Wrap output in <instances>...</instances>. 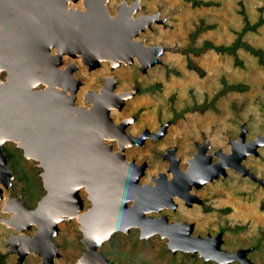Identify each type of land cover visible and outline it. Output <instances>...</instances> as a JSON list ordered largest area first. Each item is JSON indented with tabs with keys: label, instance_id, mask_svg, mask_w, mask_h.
Returning a JSON list of instances; mask_svg holds the SVG:
<instances>
[{
	"label": "rangeland",
	"instance_id": "1",
	"mask_svg": "<svg viewBox=\"0 0 264 264\" xmlns=\"http://www.w3.org/2000/svg\"><path fill=\"white\" fill-rule=\"evenodd\" d=\"M122 1L130 5L132 0H106L109 13H116ZM70 5L83 8L82 0ZM153 13L159 21H152L135 37L163 48L157 56L159 61L146 69L140 68L135 57L132 63L120 61L115 67H111L109 59L101 60L99 66L88 69L79 56L62 55L59 65L63 69L72 61L76 64L73 73L81 83L75 104L89 106L84 93L88 89L98 90L103 86V78L112 76L115 93L131 91L120 108H110L114 122L131 118L125 130L135 136L146 128L155 133L166 125L158 137L147 136L143 143L124 149L127 160L146 161L141 183L150 182L158 171H165L168 162L161 153L168 148L180 157L179 167L186 168V160L194 157L197 145L203 142L209 143L208 152L214 155L213 160H220L217 149L229 153L230 141L238 137L243 127L244 141L264 133V0H138V8L132 14ZM246 23L251 27L241 39L251 48L240 45L232 50H217L203 46L206 41L232 45ZM1 73L5 77V71ZM238 84L242 87L230 88ZM110 143L113 149H119L118 140ZM2 148L12 176L8 187L0 185V218L15 214L3 210L8 193L30 207L45 193L38 161L27 158L12 140L5 141ZM242 163L256 180L227 166L225 174L205 181L201 187L193 184L191 193L199 197V202L188 205L176 196L175 209L164 204L160 211L146 214H165L169 221L192 223V235L221 233L220 247L227 251L244 248L251 263L238 259L220 263L205 259L198 251L173 250L166 235L158 231L141 236L143 230L138 226L114 231L98 249L116 264H264V143L256 147V153H246ZM78 193L84 213L91 201L85 187L78 188ZM77 220L63 218L57 223L52 238L58 255L53 264H74L85 254L82 222ZM35 226L23 232L32 235ZM13 233L18 232L0 220V264H43L41 254L33 252L18 262L19 253L9 251L6 243Z\"/></svg>",
	"mask_w": 264,
	"mask_h": 264
},
{
	"label": "water",
	"instance_id": "2",
	"mask_svg": "<svg viewBox=\"0 0 264 264\" xmlns=\"http://www.w3.org/2000/svg\"><path fill=\"white\" fill-rule=\"evenodd\" d=\"M75 1L0 0V181L8 187L12 176L2 143L8 138H18L16 145L23 149L25 156L31 154L40 159L45 188L34 207L18 197L15 201L9 199L18 211L12 218L5 217L10 218L9 222L23 231L30 229L32 223L36 225L32 235L13 233L9 237L14 242L12 245L20 239L25 244L21 245L18 262L33 251L41 254L43 264H53L54 256L58 255L52 238L57 232V223L65 215L72 218L82 207L78 188L84 184L90 192L91 206L81 215L82 241L87 249L90 242L102 264H116L98 249L102 241L110 238L115 229L128 231L130 225L139 223L147 227L140 232L141 236H149L158 227L161 235L168 237V245L173 250L198 251L205 259L220 263L233 259L251 263L244 248L222 249L221 233L192 235V223L169 221L165 214L150 216L146 211H160L162 201L174 207L175 202L171 201L174 193L185 196L186 204L199 202V197L188 191L192 184L201 187L206 180L225 174L226 165L256 180L242 158L249 151L256 153V147L264 143V133L245 143L243 127L238 137L230 141L232 147L228 154L217 149L220 163L218 159L211 163V155L204 154L209 146L207 142L198 145L201 148L187 159L186 168L179 167V157L170 149L161 157L170 161L167 171L171 172V179L166 178L165 171H158L156 178L150 177L152 183H141L139 179L145 172L146 161L125 160L121 148L131 142L143 143L147 136L158 137L166 125L155 133L146 128L136 136L126 134L125 127L131 118L125 117L117 124L109 112L111 107L120 108L131 91L113 93L115 80L105 76L102 87L84 93L89 106L75 104L80 85L73 73L76 64L70 62L63 69L59 65L62 54L67 53L79 56L88 69L99 66L103 58L115 67L121 60L132 63L135 57L144 70L159 61L157 55L163 48L160 44H145L135 37L159 19L154 13L132 17L138 0H132L128 9L119 6L114 14L109 13L106 0H82L83 8L70 5ZM107 79L111 80L108 85ZM40 83L47 85L40 87ZM113 132L128 138L123 141L119 137L120 150L102 141L106 133L110 136ZM25 211L27 218L23 219ZM8 250L11 251L10 245ZM74 264H82V260L77 259Z\"/></svg>",
	"mask_w": 264,
	"mask_h": 264
},
{
	"label": "bare ground",
	"instance_id": "3",
	"mask_svg": "<svg viewBox=\"0 0 264 264\" xmlns=\"http://www.w3.org/2000/svg\"><path fill=\"white\" fill-rule=\"evenodd\" d=\"M83 3V2H82ZM131 5V4H130ZM128 3H126V2H123L120 6H121V8H123V9H128L129 7H131ZM119 8V5L117 6V9ZM131 16L132 17H135L133 14H131ZM129 17H130V15H129ZM62 55H69V54H67V53H63ZM70 56V55H69ZM158 56V55H157ZM106 58H103L102 60H105ZM122 61V60H121ZM157 62V61H156ZM106 82V85H108L109 84V82H111V80L110 79H107V81H105ZM44 84H46V83H44ZM47 85V84H46ZM78 90V89H77ZM114 91V90H113ZM76 93H77V91H76ZM113 93H115V92H113ZM116 94V93H115ZM88 96H86L85 95V100H86V98H87ZM88 99V98H87ZM89 100V99H88ZM87 101V100H86ZM117 108V107H116ZM111 110V109H110ZM117 123V122H116ZM119 123V122H118ZM117 123V124H118ZM126 131V130H125ZM126 134H127V132H125ZM109 134H105V136L102 138V141L103 142H108V143H110V141H112V140H118V142H119V150H120V138L123 140V141H128V138H126V135H119L118 136V134L116 135V133L115 132H113V133H110V136H108ZM120 137V138H119ZM151 137V136H150ZM106 139H108L107 141H106ZM130 139V138H129ZM7 140H12V141H14L15 143H17V141H18V138H16V139H12V138H8V139H6V141ZM5 142V141H4ZM3 142V143H4ZM247 141H245V143H246ZM2 143V144H3ZM132 144H137L136 142H131V143H129V145H132ZM129 145H127L126 147H128ZM242 145V147H245V144L243 143V144H241ZM248 145H250L249 143H248ZM247 145V146H248ZM125 147V148H126ZM125 148H121V151H122V153L124 154V159L126 160L127 158H126V156H125ZM198 148H201V146H199L198 147V145H197V149ZM125 149V150H124ZM208 150H209V146H208V148L204 151V154L205 155H208L209 154V152H208ZM223 150H221V152H222ZM220 152V153H221ZM224 153V152H223ZM248 153H251L250 151L248 152ZM226 154H228V153H226ZM211 155V163H213V154H210ZM193 156H194V154H193ZM27 158H33V159H35L36 157H34L33 155H31V154H28L27 156H26ZM36 160L37 161H40V159L37 157L36 158ZM217 161V160H216ZM218 161H220V160H218ZM215 162V161H214ZM220 163V162H219ZM219 163L217 164V165H219ZM227 166H230V165H226L225 166V168H227ZM211 167H213V166H211ZM235 168V167H234ZM146 170V169H145ZM238 170V169H237ZM213 171V170H212ZM240 172V171H239ZM220 174V173H219ZM214 180V179H213ZM206 181H208V180H206ZM1 184H3V182H1L0 181V185ZM80 187H85L84 186V184L83 185H80L79 186V188ZM192 187H193V184H192V186L190 187V189L188 190L189 191V193H191V189H192ZM89 191H88V195H89ZM176 196H179L180 198H183V200L186 202V198H185V196L183 197V196H181V195H179V193H174L173 194V196H172V200L171 201H174V197H176ZM13 200V201H15L16 199H14V197L13 196H11L10 195V200ZM131 201L133 200L132 198L130 199ZM193 202V201H192ZM162 208H164V204H167V205H171V207H172V204L171 203H166V201H162ZM10 204L11 205H9V207H7L9 210H10V212H15V214H10V216H11V218L12 217H14V216H16V214L18 213V211L16 210V208H15V206H13V203L12 202H10ZM18 204V208L19 209H22V205H20V203H17ZM158 204H160V202L159 203H157V202H155V205H158ZM189 205V204H188ZM5 209V207L3 208V210ZM8 210V211H9ZM81 210H83L82 209V207L80 208V209H78V210H76L74 213H73V215H72V217H77V219L78 220H80L81 222H82V226H83V221H82V218H81V215H82V213H83V211L81 212ZM154 209H151V210H148V211H146V213H148V212H150V211H153ZM4 211H6V210H4ZM8 213V212H7ZM23 213V215H24V218L23 219H26L27 218V214H26V211L25 212H22ZM10 216H8V217H10ZM66 216H68V215H65V219L67 218ZM22 217V216H21ZM9 219L10 218H5V217H3V218H0V220H1V222H6L10 227H12V228H15L16 230H17V234H22V233H24L23 232V230L19 227V226H17V225H13L11 222H9ZM3 220V221H2ZM77 220V221H78ZM169 220V219H168ZM32 225H35V223H32ZM21 226V225H20ZM82 226H80V228H81V230H82ZM130 226H138V227H140V228H142V230L144 231V227L145 228H147L146 227V225L144 224V227L142 226V224L141 223H139V224H137V225H130ZM157 228V229H156ZM154 227V231H152V232H158L159 230H158V227ZM119 229V228H118ZM118 229H115L114 231H116V230H118ZM25 230H27V229H25ZM122 230V229H121ZM142 231V232H143ZM151 232V233H152ZM96 237H98V235H96L95 236V238ZM8 240V245H10L11 246V252L12 251H14V252H17V253H19L20 251H21V245L22 246H25V244H22V242H23V240L22 239H20L19 241H17L16 242V244L15 245H12L14 242H13V240L11 239L10 240V238H8L7 239ZM10 240V241H9ZM20 244V245H19ZM87 244H89L90 245V247L87 249L86 248V251H85V254L81 257V259H79V260H82V264H91L92 262H96V264H101L102 262L101 261H99V259H98V257H97V254H95V252H94V250L91 248V244H90V242L89 243H87ZM30 252H33V251H29L28 253H30ZM27 253V254H28ZM33 253H37V252H33ZM26 254V255H27ZM25 255V256H26Z\"/></svg>",
	"mask_w": 264,
	"mask_h": 264
},
{
	"label": "trees",
	"instance_id": "4",
	"mask_svg": "<svg viewBox=\"0 0 264 264\" xmlns=\"http://www.w3.org/2000/svg\"><path fill=\"white\" fill-rule=\"evenodd\" d=\"M264 20V19H263ZM251 26L250 25H248L247 23H246V25H244L243 26V28L240 30V32H239V34H238V36H237V38H236V40H235V42L232 44V45H228V46H222V45H214V44H212V43H209V42H204V44H203V46H205V47H213L214 49H217V50H224V49H234V48H236V47H238V46H244V47H246V48H251V46L250 45H247V43H245L242 39H241V35L246 31V30H248L249 28H250ZM254 51L255 52H261V51H259V49H254ZM231 87H242V84H238V85H236V86H230V88ZM120 264H124V263H120Z\"/></svg>",
	"mask_w": 264,
	"mask_h": 264
},
{
	"label": "flooded vegetation",
	"instance_id": "5",
	"mask_svg": "<svg viewBox=\"0 0 264 264\" xmlns=\"http://www.w3.org/2000/svg\"><path fill=\"white\" fill-rule=\"evenodd\" d=\"M121 4H122V3H121ZM121 4H120V5H121ZM120 5H119V6H120ZM116 9H117V8H116ZM72 62H73V61H72ZM80 83H81V82H80ZM43 84H44V83H43ZM44 85H45V84H44ZM45 86H46V85H45ZM56 87H58V86H56ZM66 91H67V90H66ZM133 135H134V134H133ZM134 136H135V135H134ZM112 141H113V140H112ZM170 149H172V148H168L167 150H165V151L162 152V153H167ZM197 150H198V149H197ZM162 153H161V154H162ZM209 154H211V153H209ZM174 155L177 156L175 153H174ZM177 157H179V156H177ZM166 160H167V162H168V164H167L166 167H165L166 178H167V179H171V172H170V171H167V168H168L169 165H170V161H169L168 159H166ZM216 160H217V159H216ZM216 160H214V161H216ZM186 161H187V160H186ZM214 161H213V162H214ZM179 163H180V157H179L178 165H179ZM160 171H163V170H160ZM152 177H155V176H152ZM147 182H148V181H147ZM150 182L152 183L151 180H150ZM8 194H9V193H8ZM11 196H12V195H11ZM14 198H16V197H14ZM9 199H10V196H9V198L6 197V200H7V201L5 200V201H6V202H5V205H6L5 208H6V207H9V205H11ZM21 201H22V200H21ZM22 202H23V201H22ZM173 202H174V201H173ZM176 206H177V202H175V206H174V207H171V208H172V209H175Z\"/></svg>",
	"mask_w": 264,
	"mask_h": 264
}]
</instances>
